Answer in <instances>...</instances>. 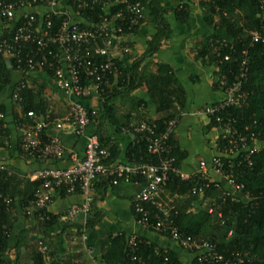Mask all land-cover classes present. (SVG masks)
Segmentation results:
<instances>
[{"label":"trees","instance_id":"obj_1","mask_svg":"<svg viewBox=\"0 0 264 264\" xmlns=\"http://www.w3.org/2000/svg\"><path fill=\"white\" fill-rule=\"evenodd\" d=\"M12 3L13 0H3ZM32 1V0H30ZM38 5L45 4L47 0H37ZM147 7L145 21L154 23L155 33L151 35L147 42L144 53L131 60L125 57L116 61L120 73L114 77L110 76V84L107 93L100 99V110L93 117L98 126V136L102 147L109 149L110 156L104 161L107 165L115 164L120 150L117 141L113 137L104 135V125L109 122L114 128V134L121 132L122 127L131 123L130 116L119 119L117 108L111 104L113 98L132 94L142 86L148 89L150 102L155 107L154 117H144L140 122L154 123L158 133L165 129L164 123L179 118L186 103V93L172 69L164 63H156V71L153 73L146 71L142 67L143 62L148 58H153L170 40L173 31L166 16L169 9L164 7V0H141ZM188 4V3H187ZM187 4L183 8L177 7L175 12L177 20L184 22L188 18ZM200 6L203 9V18L212 29L213 34L203 37L195 49L197 59L203 61L204 65L216 66L215 86H221V82L231 83L233 74L238 71L241 52L247 50L250 60L249 80L245 86V91L249 94L248 104L242 108H232L225 115L230 114L237 118L238 126L253 125L258 138L264 140V44L256 43L251 45L249 32L259 30L263 25L259 15V0H202ZM78 16L85 22L97 23L99 18L105 14L101 5L92 4L82 9H76ZM25 17L10 21L6 17L0 16V43L7 39L12 42L15 30L21 25ZM60 20L53 17L54 24ZM264 24V23H263ZM139 28L126 29L127 36L137 35ZM228 37L235 45V52L223 49L222 55H231L230 61H223L218 58L211 46V40H218ZM132 46V42L128 43ZM36 51V47L29 45L28 50ZM54 51H59L56 45L51 46ZM43 55L39 54L40 59ZM49 58V57H48ZM238 60V61H237ZM11 63L8 67L7 62ZM50 76L51 72L44 70ZM14 74H20L23 79L15 85ZM32 75H27L26 70H19L16 58L6 56L0 51V93H6L10 87L17 92L20 102L16 101L18 107L15 114L17 124H32V120L27 118L28 112H34L42 121L49 125L48 129L42 132L44 142L48 141V134L52 125L57 122L56 115L49 111L48 98L44 95V85H34L26 82ZM24 83V85L22 84ZM224 89V88H223ZM138 107L144 105L148 108V102L139 101ZM70 108L68 107V113ZM0 111L6 115V107L0 104ZM67 113V115H68ZM145 114V113H144ZM66 115V116H67ZM5 119L0 121V141L7 137ZM211 125L215 127L214 120ZM49 130V131H48ZM103 131V132H102ZM135 143L128 150L130 163L145 161L148 163H159L158 156L148 152L144 143H139L137 137ZM173 145V156L177 158V166L182 167V162L186 159L187 153L182 151L176 143L175 136L171 138ZM218 150L227 147L232 153L228 140L218 139L216 142ZM26 158H31L27 154ZM225 162L228 163L227 158ZM242 162L241 167H237ZM252 165L243 161L242 156L233 160V169L236 181L244 184L246 191H249L252 198L249 202L236 203L231 197L224 198V192L219 187H211L204 191L203 196L192 194V189L202 186L196 176L194 179L182 181L176 176H172L171 181L161 193L160 199L170 195L171 199L164 198L162 201L171 208L168 219L181 231L197 237L199 240H207L219 246L220 250L235 249L245 256L244 264H264V149L251 157ZM41 182L26 181L17 172L10 170L0 171V192L9 195L15 201L21 202L22 208H27L34 199ZM110 187L109 181L99 179L94 189V198L88 212L89 219L84 225L69 224L62 231L63 245L72 248L70 253H60L56 246V237L47 235L45 228L57 223L61 216H55L46 211L44 220L37 221V225L21 230L16 237L14 246V264H87V252L84 246L83 236L89 228L96 226L103 218L102 212L96 208L98 199H103L106 190ZM65 196L64 189L58 191L55 198ZM207 202V204H205ZM214 202V204H212ZM214 205V212L209 213V207ZM154 209V208H153ZM49 217V219H48ZM16 216L14 209L5 211L0 216V254H4L9 247L10 236L14 228ZM153 231V230H149ZM155 232V231H153ZM157 233V232H155ZM159 234V233H158ZM162 235V234H160ZM36 236V237H35ZM41 245L47 251L41 250ZM70 245V246H69ZM133 255L137 256L133 260ZM103 264H184L179 255L171 250H165L148 240L139 237L138 245L134 250H130L127 245V237L124 234L110 236L103 241L101 246V258ZM0 264H8L0 259ZM193 264H197L193 260Z\"/></svg>","mask_w":264,"mask_h":264},{"label":"built area","instance_id":"obj_2","mask_svg":"<svg viewBox=\"0 0 264 264\" xmlns=\"http://www.w3.org/2000/svg\"><path fill=\"white\" fill-rule=\"evenodd\" d=\"M174 1L180 8L187 3H193L203 12L200 6L202 0ZM92 4L101 5L105 14L97 23L85 22V27H82L84 20L78 16L75 8L80 10ZM38 7L44 8L45 11L22 15L21 17H25L24 21L15 30L12 42L3 40L0 43V51L6 56L15 57L17 68L25 69L27 75L35 76L48 70L57 88L68 96L78 99L98 97L100 100L111 85L110 76L116 77L120 73L116 61L132 55V48L128 44L131 37L127 36L125 30L143 25L148 12L146 5L141 0H47L45 4L40 5L37 0H13L12 3L0 0V16L13 21L16 14L23 9ZM259 15L263 26L259 30L249 32L250 46L256 43L264 44V0H259ZM53 17L60 20L58 24H54ZM210 42L218 58H223L225 62L232 59L231 55H222L225 48L235 52L231 39L222 37ZM29 45L35 46L36 51L28 50ZM53 45H56L59 51L52 50ZM39 54L43 55L40 59ZM249 71L248 52L243 50L238 71L233 74L231 83L224 79L221 82L224 98L204 109V113L214 120L215 127L220 129L219 139L228 140L232 153L227 147L222 151L218 150L220 155L213 157L209 162L202 161L199 171L195 174L184 173L177 166V158L173 156L174 147L170 141L178 127V118L165 122V129L159 133L154 123L145 121L131 122L122 127L123 133L135 135L139 143L145 144L150 154L158 156L159 163L152 164L142 160L138 163L107 165L104 161L110 156L109 149L101 146L98 134L85 135L99 109L71 102L68 115L52 125L58 133L48 134L47 142H44L42 132L47 130L49 125L34 112H28L27 118L32 120V124L22 125L20 148L24 154L31 157L30 159L43 163L62 161L65 158V148L59 132L65 125H71L76 135L85 136L86 147L84 158L76 159L73 166L66 169L46 167L36 173L34 178L41 182L40 188L28 207L23 209L24 214L27 217H35L37 221L44 220V214L54 203L58 191L64 189L66 195L81 194L85 198L83 204L71 206L64 215L67 221L74 222L80 214H88L99 179L109 181L110 186L134 182L140 189L133 199V212L141 228L151 229L170 238L180 248L193 255L197 264H244L245 256L239 250H220L215 243L199 240L181 231L168 219L171 208L159 199L172 176L187 181L199 175L197 180L203 184L193 188L192 194L203 196L205 190L219 187L209 179V171H213L225 177L231 188L241 194L239 197L224 191V198L231 197L236 203L250 201L251 193L246 191L244 184L236 181L232 161L242 156L243 161L252 165L251 157L264 149V140L261 141L253 130L256 123L240 128L236 117L224 114L232 108H242L248 104L249 94L245 91V86L249 80ZM13 99L20 102L17 92L13 93ZM4 117L0 111V121ZM241 164L242 162H239L237 167H241ZM6 169L5 165L0 164V171ZM14 206V199L0 192V216L5 211L13 210ZM213 212L214 205L209 207V213ZM117 235L119 234L114 236ZM83 240L85 242L86 234ZM138 241L137 235L127 237V245L133 253ZM41 250L45 252L47 248L41 245ZM132 259L136 260L137 256L133 255ZM95 264L103 263L96 260Z\"/></svg>","mask_w":264,"mask_h":264},{"label":"crops","instance_id":"obj_3","mask_svg":"<svg viewBox=\"0 0 264 264\" xmlns=\"http://www.w3.org/2000/svg\"><path fill=\"white\" fill-rule=\"evenodd\" d=\"M163 3L164 7L169 9L166 19L171 26L173 34L153 58H148L143 62L142 67H145L146 71L154 73L156 71V63L167 64L185 90L186 103L178 118V127L174 136L177 146L187 153L186 159L182 162L181 170L186 174H195L199 171L202 161L209 162L213 157L220 155L216 145L220 137V129L211 125V119L204 113V109L223 99L224 89L221 86L218 88L215 86L217 78L216 66L204 65L203 61L195 56V49L198 43L203 37L212 35L213 29L206 24L202 11L195 4H187L188 18L186 21L181 22L177 20L175 14L177 10L175 1L164 0ZM44 11L45 9L41 7L34 9L25 8L16 14V20L24 14L31 12L42 13ZM154 33V23L146 21L140 27L137 35H132L131 60L144 53L146 42ZM22 79V75L14 74L15 85ZM26 81L29 84L44 85L46 87L44 95L48 98L49 111L56 115L57 122L63 120L67 115L71 102H79L86 107L100 110L98 97L78 99L68 96L57 88L54 81L46 73L32 75ZM13 91V87H10L6 93H0V104L6 107L5 127L7 129V137L0 141V164L5 165L10 172H17L26 181L34 182L36 181L34 178L36 173L46 167L66 169L73 166L76 163V159L84 158L86 138L85 136L76 135L71 125H65L63 130L59 132L65 148V158L62 161L43 163L35 159L26 158L20 148L23 127L17 124L15 119L18 105L16 106L13 99ZM149 100L148 89L146 86H142L132 94L113 98L111 104L117 108L119 119L127 118L126 116L129 115L131 122L139 123L144 115L147 117L155 116V107ZM139 101L148 102V108L144 109V105L138 107L137 103ZM52 128L49 132L50 134L55 135L58 133L54 127ZM103 128L104 135L113 137L118 143L120 155L115 162L129 164L131 161L128 158V150L135 143L136 136L123 133L122 131L114 134V128L109 122H106ZM92 133L98 134L96 122H92L85 131V135ZM208 176L223 191H228L241 197V194L234 191L222 175L209 171ZM139 189V185L134 182L121 183L117 186H110L106 190L104 198L98 199L95 205L102 212L103 218L96 226L86 231L84 246L87 252V264H95L96 260H100L103 241L116 234H124L126 237L137 235L165 250L176 252L184 264H193V255L180 248L173 240L153 231L143 229L137 224L132 203ZM164 198L171 199V196L168 194L163 197L162 194L161 200L164 201ZM84 201L85 198L81 194L59 195L48 208L50 214L61 216L57 223L44 229L47 235L56 237V246L60 253H64L63 246L67 249L66 253L72 251L70 245V247L63 245L61 233L65 227L69 224L84 225L89 219L88 214L85 215L83 213L74 222H70L64 218V215L71 206L81 205ZM13 209L16 221L10 236L9 247L4 254H0V259L5 260L8 264H14V246L17 234L23 229L37 225L35 217H27L24 214V208H22L20 201L15 203Z\"/></svg>","mask_w":264,"mask_h":264},{"label":"water","instance_id":"obj_4","mask_svg":"<svg viewBox=\"0 0 264 264\" xmlns=\"http://www.w3.org/2000/svg\"><path fill=\"white\" fill-rule=\"evenodd\" d=\"M7 64H8V67H11V63L9 61L7 62Z\"/></svg>","mask_w":264,"mask_h":264}]
</instances>
